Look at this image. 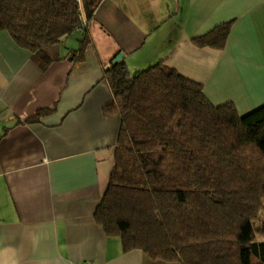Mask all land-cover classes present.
<instances>
[{
  "label": "crops",
  "instance_id": "obj_1",
  "mask_svg": "<svg viewBox=\"0 0 264 264\" xmlns=\"http://www.w3.org/2000/svg\"><path fill=\"white\" fill-rule=\"evenodd\" d=\"M228 21L223 49L191 41ZM87 32L42 69L0 29V264H178L123 251L94 219L120 125L104 70L121 52L131 74L165 60L247 114L264 105V0H104Z\"/></svg>",
  "mask_w": 264,
  "mask_h": 264
},
{
  "label": "trees",
  "instance_id": "obj_2",
  "mask_svg": "<svg viewBox=\"0 0 264 264\" xmlns=\"http://www.w3.org/2000/svg\"><path fill=\"white\" fill-rule=\"evenodd\" d=\"M104 0H0V29L32 52L82 31ZM232 22L191 38L223 49ZM119 113L113 165L94 219L123 251L178 264H264V105L240 115L214 105L201 83L160 60L131 74L121 59L104 70Z\"/></svg>",
  "mask_w": 264,
  "mask_h": 264
},
{
  "label": "built area",
  "instance_id": "obj_3",
  "mask_svg": "<svg viewBox=\"0 0 264 264\" xmlns=\"http://www.w3.org/2000/svg\"><path fill=\"white\" fill-rule=\"evenodd\" d=\"M82 17V23L84 25H87L88 24V21L87 19L85 18L84 15L81 16ZM82 264H95L92 260H86L85 262H83Z\"/></svg>",
  "mask_w": 264,
  "mask_h": 264
},
{
  "label": "water",
  "instance_id": "obj_4",
  "mask_svg": "<svg viewBox=\"0 0 264 264\" xmlns=\"http://www.w3.org/2000/svg\"><path fill=\"white\" fill-rule=\"evenodd\" d=\"M124 56V54L121 52L119 53L113 60L112 63H117L121 58Z\"/></svg>",
  "mask_w": 264,
  "mask_h": 264
},
{
  "label": "rangeland",
  "instance_id": "obj_5",
  "mask_svg": "<svg viewBox=\"0 0 264 264\" xmlns=\"http://www.w3.org/2000/svg\"><path fill=\"white\" fill-rule=\"evenodd\" d=\"M141 69H145V68H141ZM141 69H139V70L137 69L136 70V69L132 68V71H135V72H133V75L136 74V73H138V71H140Z\"/></svg>",
  "mask_w": 264,
  "mask_h": 264
}]
</instances>
